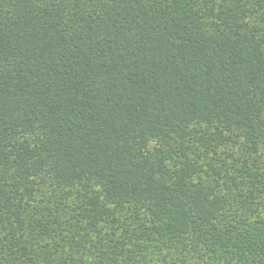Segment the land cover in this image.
Here are the masks:
<instances>
[{"label":"trees","instance_id":"trees-1","mask_svg":"<svg viewBox=\"0 0 264 264\" xmlns=\"http://www.w3.org/2000/svg\"><path fill=\"white\" fill-rule=\"evenodd\" d=\"M0 264H264V0H0Z\"/></svg>","mask_w":264,"mask_h":264}]
</instances>
